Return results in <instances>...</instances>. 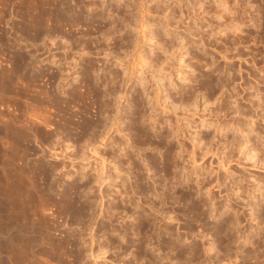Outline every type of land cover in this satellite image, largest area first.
I'll return each instance as SVG.
<instances>
[{
	"label": "rangeland",
	"instance_id": "374dc122",
	"mask_svg": "<svg viewBox=\"0 0 264 264\" xmlns=\"http://www.w3.org/2000/svg\"><path fill=\"white\" fill-rule=\"evenodd\" d=\"M113 4L0 0L1 261L30 178L77 186L82 220L35 201L64 264H264V0H119L137 46L102 38Z\"/></svg>",
	"mask_w": 264,
	"mask_h": 264
},
{
	"label": "bare ground",
	"instance_id": "6f19581e",
	"mask_svg": "<svg viewBox=\"0 0 264 264\" xmlns=\"http://www.w3.org/2000/svg\"><path fill=\"white\" fill-rule=\"evenodd\" d=\"M114 3H115V5L113 4V5H110V7L108 8V9H106L107 10V12L106 13H104V14H106V19H105V17L103 18L104 20H107L106 22H108L109 21V27L105 30L106 31V35L107 34H109L108 36H106V35H104V37H102V38H104V40H106V41H108V40H110V41H113V39L116 37H120L121 38V41L120 42H122L123 44H125V46H128V45H130V44H132V43H134V40H131L129 37H126L125 38V36H122V32H123V28L124 27H126L128 24H132V15H130L129 17L127 16V15H129L128 13L127 14H124L123 15V13H121V11L122 10H120V4H119V0H114ZM44 4V3H43ZM124 5V4H123ZM64 8L65 7H61L59 10H58V13H57V20H58V23L59 24H61L62 25V22L63 21H65V23H67V21H69V23L71 22L70 21V19H69V17H70V15H69V11L70 10H66V11H64ZM67 8V7H66ZM130 6L129 5H127L126 4V6H125V9H124V11L126 12V11H129V13H130ZM127 9V10H126ZM129 9V10H128ZM95 10L96 11H98L97 10V7H93L91 10L89 9V13L90 14H92L93 12H95ZM91 11V12H90ZM100 11V10H99ZM131 11H132V9H131ZM102 12V11H101ZM226 12V11H225ZM103 13V12H102ZM90 14L88 15V16H90ZM227 14H228V12H227ZM46 15V14H45ZM48 15V14H47ZM113 15L115 16V18H113ZM222 15V14H221ZM56 16V15H55ZM127 16V17H126ZM223 17H224V15H222ZM225 16H227V15H225ZM45 17V16H44ZM92 17V16H91ZM90 17V18H91ZM100 17V16H99ZM42 18V17H41ZM101 18H102V16H101ZM92 19V18H91ZM102 19V20H103ZM46 20V19H45ZM54 20V19H53ZM85 20H87V19H85ZM101 20V19H100ZM131 21V22H130ZM134 22V21H133ZM46 23V22H45ZM72 23V25H73V23L74 24H79L78 23V21H74V22H71ZM103 23V22H102ZM61 25H59V26H61ZM136 25V24H135ZM39 26V25H38ZM137 26V25H136ZM41 27V26H40ZM138 27L139 28H143L144 26H143V23H140V24H138ZM30 28V27H29ZM55 28V27H54ZM58 28H60V27H58ZM58 28H56V29H58ZM133 28V27H132ZM227 28V27H226ZM38 29V28H37ZM51 29V28H50ZM60 30V29H59ZM230 29H226L225 31V33H227V31H229ZM30 31V30H29ZM43 31V30H42ZM41 31V32H42ZM104 31V32H105ZM40 33V32H39ZM110 34L112 35L111 37H110ZM228 34H230V33H227V34H225V35H228ZM43 36V35H42ZM47 36V35H46ZM103 36V35H102ZM128 36H130V35H128ZM44 37V36H43ZM133 39V38H132ZM114 45H115V47L116 46H118V43H116V41L114 42ZM137 46V43L135 44L134 43V46ZM49 49V48H48ZM139 58H140V56H139ZM138 58V59H139ZM15 59H17V58H15ZM19 59V58H18ZM131 59V58H130ZM133 59V58H132ZM131 59V60H132ZM22 60H23V58H22ZM25 60V59H24ZM140 60V61H139ZM138 61L140 62V65L143 67V64H145V63H143L144 62V60H143V58H141V59H139ZM16 61V60H15ZM20 61H21V59H20ZM28 61V60H27ZM26 61V64H25V66L27 65V62ZM17 62V61H16ZM25 62V61H24ZM134 62V61H133ZM18 63H19V61H18ZM17 63V64H18ZM22 63H23V61H22ZM20 64V63H19ZM23 64V65H24ZM132 65L134 66V64L132 63ZM131 65V67H133ZM135 65H139L138 63L137 64H135ZM16 66V65H15ZM22 66V65H21ZM23 68H24V66H22ZM135 67V66H134ZM15 68V67H14ZM22 68V69H23ZM25 69V68H24ZM27 69V68H26ZM125 69V68H124ZM126 70V69H125ZM22 71V70H21ZM92 71H94V70H92ZM113 75V74H112ZM22 77V76H21ZM208 77V76H207ZM17 78V77H16ZM30 81V80H29ZM215 86H217V84L215 83ZM204 87H206L208 90H210V89H212V83H211V81H207L206 83H205V85H204ZM1 90V89H0ZM72 92V91H71ZM74 96H75V94H74ZM78 96V95H77ZM76 96V97H77ZM74 99H76V98H74ZM80 100V99H79ZM37 101V100H36ZM36 103H38V102H36ZM39 103H40V101H39ZM38 103V104H39ZM41 104V103H40ZM34 107H36V106H34ZM38 107V106H37ZM36 107V108H37ZM260 107V106H259ZM8 109V108H7ZM33 109H35V108H33ZM38 109V108H37ZM36 112V111H35ZM27 114H28V112H26ZM30 115V114H29ZM29 115H27V116H29ZM31 115L33 116V114L31 113ZM1 116V115H0ZM38 116V115H37ZM26 117V116H25ZM28 118V117H27ZM31 118V117H30ZM37 118V117H36ZM38 118H39V116H38ZM5 119V118H4ZM3 119V120H4ZM19 119V118H18ZM34 119V118H33ZM12 120V119H11ZM10 120V121H11ZM14 120V119H13ZM31 120V119H30ZM68 120V119H67ZM18 121H20V120H18ZM32 121H34V120H32ZM42 121V120H41ZM44 121V120H43ZM22 122V121H21ZM35 122V121H34ZM40 122V121H39ZM45 122V121H44ZM23 123V122H22ZM25 123V122H24ZM36 123V122H35ZM11 124V123H10ZM13 124V123H12ZM33 124V123H32ZM19 124H17V126H18ZM23 125V124H22ZM38 125V124H37ZM87 124H84V127L83 128H88L87 126H86ZM13 126V125H12ZM49 126V125H48ZM20 127V126H19ZM7 128L9 129V127L7 126ZM16 128V127H15ZM30 128V127H29ZM34 128V127H33ZM18 129V128H17ZM21 129V128H20ZM37 129V128H36ZM7 130V129H6ZM15 130V129H14ZM26 130V129H25ZM25 130H24V132H25ZM27 130H28V127H27ZM11 131H13V130H11ZM10 131V132H11ZM22 131V130H21ZM21 131H19V130H17V132H19L18 134H20L19 136H21V137H19V138H21L22 139V137H23V139H22V141H24L27 145L29 144V137H30V135H28V134H26V133H24V132H22L21 133ZM14 132H16V130L14 131ZM16 132V133H17ZM5 133V132H4ZM6 134V133H5ZM10 134V133H9ZM11 135H13L12 133H11ZM4 136V135H3ZM14 136V135H13ZM13 136H10V137H12V138H14ZM29 136V137H28ZM169 136V135H168ZM7 137V136H6ZM17 137V136H16ZM15 137V139H17ZM18 138V139H19ZM165 138H166V136H165ZM5 140V139H4ZM8 140V139H7ZM12 140V139H11ZM14 140V139H13ZM10 141V140H9ZM19 141V140H18ZM14 142V141H13ZM12 142V143H13ZM16 142V141H15ZM14 142V143H15ZM234 142V141H233ZM14 143H13V145H14ZM19 143H21V141H19ZM24 143V144H25ZM231 143V142H230ZM229 143V144H230ZM9 144H11V141H10V143ZM22 144V143H21ZM26 144H25V147H26ZM8 145V144H7ZM6 145V146H7ZM12 145V144H11ZM12 145V146H13ZM194 145V144H193ZM11 146V147H12ZM10 147V146H9ZM15 147V146H14ZM21 148V150H22V147L23 146H20ZM168 147V146H167ZM27 148V147H26ZM170 148V147H169ZM15 149H17L16 147H15ZM167 150V149H166ZM11 151H13V150H11ZM17 151V150H16ZM24 150H22L21 152L22 153H24V154H26L27 152H23ZM170 151V150H169ZM19 152V153H18ZM231 152V151H230ZM9 153H11V152H9ZM8 153V154H9ZM14 153V152H13ZM16 153V154H15ZM14 154L15 155H18V154H20V151H17V152H15ZM18 153V154H17ZM168 153V152H167ZM12 154V153H11ZM28 154V153H27ZM14 155V156H15ZM4 156V155H3ZM20 156V155H19ZM18 156V157H19ZM24 156V155H23ZM22 156V157H23ZM21 157V158H22ZM2 158V157H1ZM6 159H8V158H6ZM10 159V158H9ZM12 159V158H11ZM7 161V160H6ZM9 161V160H8ZM1 163V162H0ZM11 163H12V160H11ZM22 164V163H21ZM172 164V163H171ZM19 167L21 168V170L19 169V171L18 170H16V173L15 174H17L18 172H20L19 174L20 175H23L22 174V167L19 165ZM24 170H26V169H24ZM30 170V169H29ZM29 170H26L27 172H25V171H23V172H25L26 173V175H28L29 173H28V171ZM37 170V169H36ZM33 170L31 169L30 170V172H32ZM15 172V171H14ZM34 172V171H33ZM44 172V171H43ZM43 172H41V173H43ZM28 173V174H27ZM35 173V172H34ZM33 173V174H34ZM45 173V172H44ZM31 174V173H30ZM29 174V175H30ZM41 175V174H40ZM35 176V175H34ZM36 176H39V175H37V173H36ZM28 177V176H27ZM42 178V177H41ZM19 181V179H17L16 180V182H18ZM8 182H10L9 180H8ZM12 182H14V181H12ZM3 184V183H2ZM179 184V183H178ZM11 185V184H10ZM14 184L12 183V185L11 186H13ZM76 185V184H75ZM180 185V184H179ZM218 185V184H217ZM10 186V187H11ZM14 187H15V185H14ZM38 186H36V184H34V181L32 180V179H30V178H27L26 180H21L20 182H19V185H18V188H17V185H16V188H17V191H18V199H16L17 197H13L12 198V196H14V195H12V194H10V195H12L11 196V198L9 199V200H11L8 204H10L9 205V207H8V211H7V213H8V215H7V217L9 218V220H10V222H8V223H17V225L18 226H15V227H11L10 228V230L9 229H7V230H9V231H11V233H10V235H7V238H6V240L8 241L7 243L9 244V245H7V247L9 248V254L10 255H8V253H7V251H6V249H5V253L7 254V256H8V259L5 261L4 259H2V261H1V259H0V264H41V263H43V262H41L42 260V258L41 257H46L47 259H48V261H52V262H54L55 264H62V262H63V260L65 259V257H68V256H70V255H68V252L70 253V251H68V250H70V249H68L67 250V248H66V245H68L67 244V242H65L64 240L63 241H60V240H58V239H55V238H57V237H55V233H56V230H54L55 228H56V226L54 225L55 223H54V220L53 219H49L48 218V221H47V219H45L46 218V216H45V218L43 217V219H38V217H37V214H38V210H39V208L40 207H43V205L45 206V205H51V206H54V208L56 207H58L59 208V211L61 210L62 211V214L64 213L65 215H67L68 217H70V218H74V219H81L82 220V215H83V212H82V208H80V206H78L77 205V203H78V201H77V196H76V189H77V186H69L70 188L60 197V198H56L54 195L55 194H53L52 193V190H51V188H50V186H48V187H45V189H43V190H40V188L38 187ZM2 188V187H1ZM4 188H5V186H4ZM7 188V187H6ZM12 188V187H11ZM8 189V188H7ZM6 189V190H7ZM14 189V188H13ZM13 189H11V192L10 193H12V191H14ZM9 190V189H8ZM5 192V191H4ZM7 192V191H6ZM16 191H14V193H15ZM17 193V192H16ZM9 195V196H10ZM8 196V195H7ZM6 196V197H7ZM36 198L40 201L39 203H40V207L38 206V204H36L35 203V201H37L36 200ZM4 205V204H3ZM46 207V206H45ZM55 208V209H56ZM57 208V209H58ZM41 209V208H40ZM43 209V208H42ZM40 210V211H43V210ZM39 214H41L40 212H39ZM39 214H38V216H39ZM222 214V213H221ZM45 215V214H44ZM52 216H53V214H52ZM1 217V216H0ZM40 217H42V216H40ZM7 218V219H8ZM84 218V217H83ZM1 219V218H0ZM5 219V218H4ZM3 220V219H2ZM6 220V219H5ZM8 220V221H9ZM4 221V220H3ZM7 221V220H6ZM12 221V222H11ZM226 222L224 221V223L223 224H225ZM229 224V223H228ZM227 224V225H228ZM232 225V224H231ZM83 226V225H82ZM233 226V225H232ZM8 227H9V225H8ZM230 227V226H229ZM228 227V228H229ZM226 228V227H225ZM5 228H4V230H6ZM57 229V228H56ZM0 230H1V228H0ZM58 230V229H57ZM8 231V232H9ZM55 233H54V232ZM227 231V230H226ZM1 232V231H0ZM6 234V233H5ZM58 235V234H57ZM226 236V235H225ZM6 237V236H5ZM229 237V236H228ZM227 238V237H226ZM2 242V241H1ZM85 242V241H84ZM69 243V242H68ZM14 244H16V246L18 247V251L16 250V252H18V254H14V255H12V247H14ZM71 244V243H70ZM73 245V244H72ZM1 246H3V245H1ZM6 247V246H5ZM82 248V247H81ZM225 248H227L226 246H225ZM4 249H3V252H4ZM0 250H1V247H0ZM68 251V252H67ZM0 252H2V250L0 251ZM14 252V251H13ZM15 252V253H16ZM2 254V253H1ZM47 259H46V261H47ZM77 259V258H76ZM4 260V261H3ZM41 260V261H40ZM44 260V259H43ZM41 262V263H40ZM78 262H80V261H78ZM81 263V262H80ZM63 264H64V262H63Z\"/></svg>",
	"mask_w": 264,
	"mask_h": 264
}]
</instances>
